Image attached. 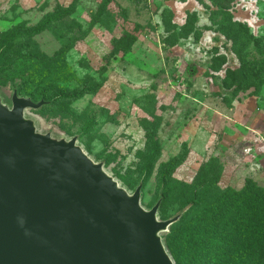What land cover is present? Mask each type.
I'll return each instance as SVG.
<instances>
[{
    "label": "rangeland",
    "instance_id": "rangeland-1",
    "mask_svg": "<svg viewBox=\"0 0 264 264\" xmlns=\"http://www.w3.org/2000/svg\"><path fill=\"white\" fill-rule=\"evenodd\" d=\"M223 3L225 9H219L222 0H0V40L75 4L74 15L32 40L18 39L14 52L62 53L74 73L64 88L100 86L25 116L41 133L76 138L130 194L143 185L146 210L163 200L159 168L184 143L190 154L177 180L192 183L200 167L217 158L224 165L221 188L241 190L248 179L264 187V0ZM222 10L228 15H214ZM231 23L244 26L239 43L225 35ZM125 32L138 38L132 52L113 55V40ZM20 84L0 68V94L10 107ZM149 123L158 127L162 156L145 181Z\"/></svg>",
    "mask_w": 264,
    "mask_h": 264
},
{
    "label": "water",
    "instance_id": "water-1",
    "mask_svg": "<svg viewBox=\"0 0 264 264\" xmlns=\"http://www.w3.org/2000/svg\"><path fill=\"white\" fill-rule=\"evenodd\" d=\"M47 101L0 94V264H175L159 201L141 205L77 144L38 131Z\"/></svg>",
    "mask_w": 264,
    "mask_h": 264
},
{
    "label": "trees",
    "instance_id": "trees-1",
    "mask_svg": "<svg viewBox=\"0 0 264 264\" xmlns=\"http://www.w3.org/2000/svg\"><path fill=\"white\" fill-rule=\"evenodd\" d=\"M230 0H222L219 9H225ZM76 12V5L59 8L32 28L19 27L2 36L0 40V68H8L21 80L19 95L35 102H75L99 89V85L82 84L73 90L63 86L74 73L62 53L54 57H32L14 52L17 40H32ZM228 15L222 10L214 15ZM230 23V22H229ZM233 29L225 35L239 43L245 32L239 23H231ZM138 28V27H137ZM136 28V30H137ZM140 29V28H139ZM238 29H241L238 30ZM236 32V34H234ZM248 36V35H247ZM136 35L125 32L112 42V54L127 55L137 42ZM48 104V105H49ZM46 105V106H48ZM147 148L144 152L145 181L151 178L155 164L162 156L158 127L154 123L145 126ZM190 154L186 143L180 153L162 163L159 184L165 189L158 216L163 221L176 214L180 220L170 227L166 246L176 264H264V187L248 179L241 190L221 188L224 165L217 158L204 163L192 183L174 178L175 172L186 162ZM143 191V190H142ZM173 204L170 211L167 205ZM175 215H172V213ZM177 216V215H176Z\"/></svg>",
    "mask_w": 264,
    "mask_h": 264
}]
</instances>
